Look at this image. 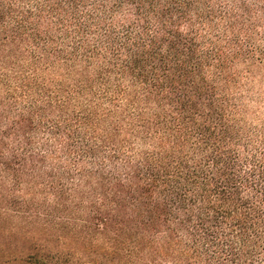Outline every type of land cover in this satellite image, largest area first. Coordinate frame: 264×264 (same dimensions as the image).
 <instances>
[{
	"label": "trees",
	"instance_id": "16d2710c",
	"mask_svg": "<svg viewBox=\"0 0 264 264\" xmlns=\"http://www.w3.org/2000/svg\"><path fill=\"white\" fill-rule=\"evenodd\" d=\"M0 264H264V0H0Z\"/></svg>",
	"mask_w": 264,
	"mask_h": 264
}]
</instances>
